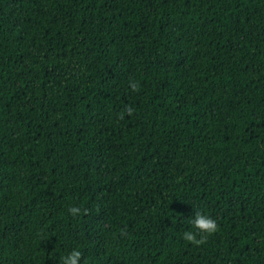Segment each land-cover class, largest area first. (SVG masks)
Segmentation results:
<instances>
[{"label":"trees","instance_id":"1","mask_svg":"<svg viewBox=\"0 0 264 264\" xmlns=\"http://www.w3.org/2000/svg\"><path fill=\"white\" fill-rule=\"evenodd\" d=\"M77 245L264 264V0H0V264Z\"/></svg>","mask_w":264,"mask_h":264},{"label":"clouds","instance_id":"2","mask_svg":"<svg viewBox=\"0 0 264 264\" xmlns=\"http://www.w3.org/2000/svg\"><path fill=\"white\" fill-rule=\"evenodd\" d=\"M129 86L132 90L139 88V82L135 79L129 80ZM130 111V109H129ZM71 215H79L81 208L72 205L68 208ZM187 227L180 231V238L188 243L199 245L204 242L206 237L217 231L218 225L216 220L208 213L196 208L194 215L185 220ZM82 246H75L66 250L59 257V264H87L86 260H81Z\"/></svg>","mask_w":264,"mask_h":264}]
</instances>
